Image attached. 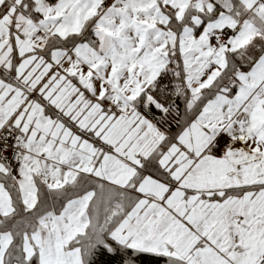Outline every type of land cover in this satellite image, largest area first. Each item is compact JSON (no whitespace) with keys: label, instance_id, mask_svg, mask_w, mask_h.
Returning a JSON list of instances; mask_svg holds the SVG:
<instances>
[{"label":"snow or ice","instance_id":"obj_1","mask_svg":"<svg viewBox=\"0 0 264 264\" xmlns=\"http://www.w3.org/2000/svg\"><path fill=\"white\" fill-rule=\"evenodd\" d=\"M0 264H264V0H0Z\"/></svg>","mask_w":264,"mask_h":264}]
</instances>
